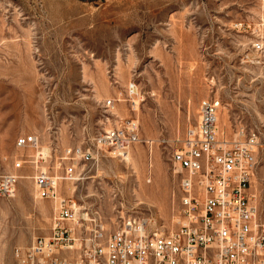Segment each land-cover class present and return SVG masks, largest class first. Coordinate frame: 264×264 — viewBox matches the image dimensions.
Instances as JSON below:
<instances>
[{"label":"rangeland","instance_id":"rangeland-1","mask_svg":"<svg viewBox=\"0 0 264 264\" xmlns=\"http://www.w3.org/2000/svg\"><path fill=\"white\" fill-rule=\"evenodd\" d=\"M258 40L264 0H0V175L15 170V158L28 159L15 170L16 195L0 198V264H17V248L53 230L56 203L38 196V170L57 169L70 147L97 149L98 134L130 119L141 140L124 156L81 160L60 194L77 200L83 235L99 225L109 234L129 217L159 231L179 228L173 153L210 96L222 100L221 135L239 138L245 126L259 137L252 191L264 220ZM32 132L39 147L19 148L17 137Z\"/></svg>","mask_w":264,"mask_h":264},{"label":"built area","instance_id":"built-area-1","mask_svg":"<svg viewBox=\"0 0 264 264\" xmlns=\"http://www.w3.org/2000/svg\"><path fill=\"white\" fill-rule=\"evenodd\" d=\"M254 48L262 51L264 44L258 40ZM221 101L216 96L201 101L197 123L173 153L181 167L184 222L179 228L159 231L147 218L129 217L109 234L99 225L83 235L87 219L80 216L77 200L60 194L59 183L78 176L81 160H96L100 151L123 156L141 140L138 121L130 119L98 134L97 149L70 147L56 159L57 169H40L34 175L38 196L56 203L54 225L50 235L16 249L17 264H264V220L252 191L260 140L256 132L247 134L245 126L239 138L221 135ZM16 145L38 148L40 139L24 133ZM24 161L28 159L15 158V170ZM15 170L0 175V198L16 195Z\"/></svg>","mask_w":264,"mask_h":264},{"label":"bare ground","instance_id":"bare-ground-1","mask_svg":"<svg viewBox=\"0 0 264 264\" xmlns=\"http://www.w3.org/2000/svg\"><path fill=\"white\" fill-rule=\"evenodd\" d=\"M42 149V148H41ZM41 151H43V150H41ZM40 153V152H39ZM38 153V154H39ZM47 153H49V152H47ZM47 153H46V155H47ZM43 156V155H42ZM44 156H45V154H44ZM124 156V155H123ZM126 158H127V160L129 161V155L128 154H126V156H125ZM126 160V159H125ZM74 184V183H73ZM73 187H75V186H73ZM73 191V190H72ZM75 191V190H74Z\"/></svg>","mask_w":264,"mask_h":264}]
</instances>
